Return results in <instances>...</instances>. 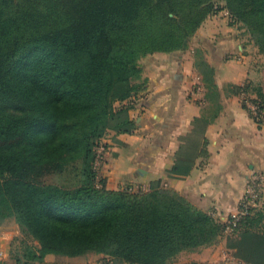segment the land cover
Here are the masks:
<instances>
[{
	"label": "trees",
	"instance_id": "1",
	"mask_svg": "<svg viewBox=\"0 0 264 264\" xmlns=\"http://www.w3.org/2000/svg\"><path fill=\"white\" fill-rule=\"evenodd\" d=\"M220 1L0 0V226L14 218L38 241L12 242L4 264L91 253L168 264L226 233L227 222L203 209L205 197L163 179L146 191L109 189L98 165L101 140L136 127L129 99L142 58L185 49L222 9L264 53V0ZM200 59L216 92L214 69ZM252 90L244 106L249 99L264 109V83ZM263 219L264 207L252 209L231 232L251 236L248 264H264Z\"/></svg>",
	"mask_w": 264,
	"mask_h": 264
},
{
	"label": "crops",
	"instance_id": "2",
	"mask_svg": "<svg viewBox=\"0 0 264 264\" xmlns=\"http://www.w3.org/2000/svg\"><path fill=\"white\" fill-rule=\"evenodd\" d=\"M225 13L204 20L192 37L193 49L141 59L139 87L129 99L136 127L131 133H109L99 153L107 188L146 191L152 181L163 179L180 193L205 197L203 209L218 220L226 222L239 211L250 174L264 170V125L243 104L246 95L255 96L253 87L263 85L264 63L254 56L261 52L249 34ZM198 55L214 69L216 92L196 65ZM233 86L241 88L236 92ZM177 164L180 173L173 171ZM8 224L0 226V264L10 263L17 232ZM232 245L223 235L181 251L168 264H224L226 258L229 264H248ZM58 260L48 254L43 264H63Z\"/></svg>",
	"mask_w": 264,
	"mask_h": 264
},
{
	"label": "rangeland",
	"instance_id": "3",
	"mask_svg": "<svg viewBox=\"0 0 264 264\" xmlns=\"http://www.w3.org/2000/svg\"><path fill=\"white\" fill-rule=\"evenodd\" d=\"M220 3H224L222 0L219 2V4ZM221 4V5H222ZM221 11H225L226 13L223 15V17L225 16V17H227V16H229L230 18L229 19H231L230 21L232 22V17H231V15H230V13H229V11L227 10V9H222ZM219 11H217V12H215V13H210V15L209 16H211V15H215L216 13H218ZM208 16V17H209ZM233 23V22H232ZM246 32V31H245ZM194 36V35H193ZM249 37H250V35H249ZM189 43H188V46L185 48V49H187V48H189V49H193V44L191 43L192 42V38H190V40L188 41ZM184 50V49H183ZM254 54V53H253ZM260 54V55H259ZM258 55L256 54H254V56H257V58H260V59H262L263 60V63H264V53H259ZM201 58V59H200ZM198 59H200V60H202V57L200 56V55H198L197 56V60ZM196 60V61H197ZM247 97H249V95H246ZM244 100V99H243ZM104 146V139H102L101 140V143H100V145H99V147H98V151H99V153H100V151H101V148ZM100 160H102L101 158H99V161ZM98 165H100V163L98 162ZM60 178V176H56L55 177V179H59ZM264 198V197H263ZM262 201V200H261ZM262 206L264 207V200L262 201ZM3 224L4 223H12V224H8V229H9V231L10 232H13L14 230H17V232H16V234H14V239H13V243L14 242H16V243H18L19 241H23V240H25L26 242H29V243H33V244H38V241L37 240H35L34 238H33V236H31V235H26L25 233H24V231L22 230V228L20 227V225L16 222V220L14 219V218H7V219H5L3 222H2ZM14 223H16V224H14ZM2 224V225H3ZM1 225V226H2ZM16 226V227H15ZM15 227V228H14ZM260 227H262V228H260ZM260 227H258V229L259 230H261V231H264V219L262 220V222H261V226ZM227 236V238L229 239V240H231V241H233V245H232V247H233V251H234V253L235 254H240V255H242L243 256V261H245L244 259H246L245 258V256L247 255L248 256V254L250 253V246H251V236H247V237H245V235H243L242 233H236V234H234V233H225L224 234V236ZM243 238V240H242V238ZM55 257L57 258V259H59L58 260V262H62L63 264H98V263H101V262H110V258H108V256H105L104 254H99V253H91V254H88V255H86V256H79V257H67V256H57V255H55ZM111 259H113V258H111ZM2 261V260H1ZM113 261L114 262H112L111 261V263L112 264H126L125 262H121V261H119L118 259H113ZM60 264V263H59Z\"/></svg>",
	"mask_w": 264,
	"mask_h": 264
},
{
	"label": "built area",
	"instance_id": "4",
	"mask_svg": "<svg viewBox=\"0 0 264 264\" xmlns=\"http://www.w3.org/2000/svg\"><path fill=\"white\" fill-rule=\"evenodd\" d=\"M246 108L258 125H264V109H260L259 105L249 99L246 101ZM263 197L264 170H259L250 174L248 182L246 184L245 193L240 202L239 211L228 218V220L226 221L227 226L225 232H233L234 228L237 226V223L243 216L247 215L252 209L263 207ZM231 261V259L226 258L224 264H229Z\"/></svg>",
	"mask_w": 264,
	"mask_h": 264
}]
</instances>
